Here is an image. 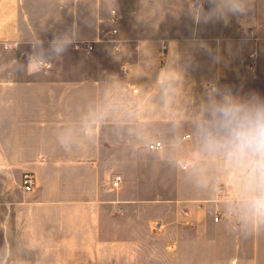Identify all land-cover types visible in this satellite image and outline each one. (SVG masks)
I'll return each instance as SVG.
<instances>
[{"label":"crops","instance_id":"obj_1","mask_svg":"<svg viewBox=\"0 0 264 264\" xmlns=\"http://www.w3.org/2000/svg\"><path fill=\"white\" fill-rule=\"evenodd\" d=\"M192 3L0 0V46H27L50 63L30 65V76L0 77V264H168L169 257L186 264H264V225L246 219L241 190L218 169L206 178L202 173L191 121L181 119L196 108L165 107L161 99L166 58L176 55V46L183 50L193 33L211 53L193 51L175 102L188 95L199 101L194 92L202 94L203 84L215 79L249 93L242 85L252 80L236 69L249 66L250 46L256 68L263 62L264 0H254L247 17L217 20L223 23L217 28L200 27ZM203 7L211 4L205 0ZM113 11L118 23L106 29ZM65 34L74 42L52 53L53 36ZM99 36L91 54L74 48ZM36 38L42 46L33 48ZM154 141L164 149L149 150ZM153 156L163 159L161 180L191 181L190 190L175 194L185 227L170 245L164 225L152 232L142 204L140 182L151 181ZM27 173L36 177L31 192L23 189ZM117 176L122 181L115 187ZM187 231L192 239L186 241ZM217 238L231 251L222 253Z\"/></svg>","mask_w":264,"mask_h":264},{"label":"clouds","instance_id":"obj_2","mask_svg":"<svg viewBox=\"0 0 264 264\" xmlns=\"http://www.w3.org/2000/svg\"><path fill=\"white\" fill-rule=\"evenodd\" d=\"M213 5L205 11V0H193L190 12L193 20L201 22L222 20L227 24L231 17H247L254 0H207ZM74 35L53 36L50 50L62 54L74 42ZM42 46L36 38L32 47ZM198 48L211 49L195 33L183 50L167 56V67L162 79V103L171 107L175 103L179 86L187 78L192 53ZM215 62L222 58L213 56ZM50 64L39 56L30 55L29 65L43 67ZM197 142L196 159L202 173L220 170L225 178L237 186L247 205L246 219L264 225V96L256 91L240 95L230 86L221 85L218 79L206 81L195 113L189 117ZM91 129L88 133L91 134ZM7 244V242H6Z\"/></svg>","mask_w":264,"mask_h":264},{"label":"rangeland","instance_id":"obj_3","mask_svg":"<svg viewBox=\"0 0 264 264\" xmlns=\"http://www.w3.org/2000/svg\"><path fill=\"white\" fill-rule=\"evenodd\" d=\"M213 5H211L212 7ZM106 29H111V25H114L113 23H107ZM222 21H210L208 23H201L200 27H206V28H217V27H223ZM115 26V25H114ZM118 27V26H117ZM135 27V26H134ZM136 27H143V22H136ZM120 28V25L118 29ZM249 38V37H247ZM104 41V39H103ZM5 45L0 46V77H9V76H17V77H25L30 76L32 74V69H30L29 65V57L32 54L31 49L27 46H18V45H12V47L5 48ZM255 47L252 48L251 46L247 47V66L251 63V59L249 57L250 54L255 51ZM95 50V49H94ZM94 52V51H93ZM92 52V53H93ZM261 55L263 62L261 65L255 66L254 71H251L246 65H242L239 68L236 69V72H238L248 85H242L246 91L249 92L258 91L264 92V44L263 49H261ZM91 54V53H88ZM260 54V53H259ZM153 55V54H152ZM87 56V55H86ZM255 61V58L253 59ZM164 63V61H162ZM254 80V82H253ZM257 80V81H256ZM200 90H197L194 92V95L198 94V99L201 97ZM190 95L187 96L184 101L175 102L171 108L180 107L184 109H192L197 108L199 105L200 100H197V96L195 97L196 100L190 99ZM192 96V95H191ZM159 103V102H157ZM155 107V105H153ZM183 121H189V117H183L181 118ZM186 129V128H185ZM187 131V130H185ZM162 157L153 156L151 158L152 162V179L150 182H140V187L143 188L145 186L146 188V198L145 203L146 206L149 207V215H150V226L152 232H159L161 225H164L163 230L167 233V239L170 244H174L176 239L179 235L182 234V228L185 227L181 223L180 218L177 215L176 206L178 204V197L175 196L178 188H183L184 190H190L191 181L189 179H183L182 181H175V180H161L159 177L160 172V166L158 167L159 163L162 162ZM170 172H173L171 170H168ZM156 172L158 174H156ZM150 184V194L147 192V186ZM143 190V189H142ZM141 197V196H140ZM144 196L137 199H143ZM142 221V220H141ZM149 221V220H148ZM188 228V227H187ZM141 236H143V233L141 231ZM187 240H191V233L190 231H187L186 233ZM217 237H219L217 235ZM221 238H217V241L219 244L217 245V248L219 246L221 247V252L226 253L231 251L232 246L229 244V246L224 247V245H220V243H223V240H220ZM227 243V241L225 240ZM224 242V243H225ZM190 251V249H189ZM174 253L175 250H169V253ZM190 262H180L175 260L173 257L168 258V264H186ZM152 264H160V261L153 260ZM201 264H207V262H201ZM221 264H224V262H221Z\"/></svg>","mask_w":264,"mask_h":264},{"label":"built area","instance_id":"obj_4","mask_svg":"<svg viewBox=\"0 0 264 264\" xmlns=\"http://www.w3.org/2000/svg\"><path fill=\"white\" fill-rule=\"evenodd\" d=\"M110 22L113 23L114 25H116L118 23V16L116 15L115 11H113V14H112V17L110 19ZM113 34H116L117 33V30L116 29H113ZM251 34L253 35V33L251 32ZM102 40V38H100V36L95 40V41H85V42H77L75 43L74 45V48L78 51H85L87 53H92L95 49V44L97 42H100ZM12 45L14 46V44H8V45H5L4 47L5 48H8V47H12ZM165 53H163L162 55L164 56ZM249 59H251V63L249 64L248 68L251 70V71H254L255 69V65H256V62L253 60L254 59V55H251L249 57ZM134 92L136 93L137 90L134 89ZM186 138H189L190 136H185ZM165 147L164 143L162 141H154V142H151L148 144V149L151 150V151H161L163 150ZM186 166H184L185 168ZM122 181V177L121 176H117L116 177V180L114 181L113 185L115 187H117L120 182ZM36 185V177L33 173H27L25 174L24 176V181H23V189L25 192H31L34 188V186ZM220 193H225V189L224 188H220L219 190ZM213 221L218 223L220 221V216L216 215L214 216L213 218Z\"/></svg>","mask_w":264,"mask_h":264}]
</instances>
